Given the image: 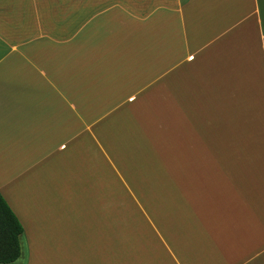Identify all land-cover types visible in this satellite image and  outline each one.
<instances>
[{"label":"crops","instance_id":"obj_1","mask_svg":"<svg viewBox=\"0 0 264 264\" xmlns=\"http://www.w3.org/2000/svg\"><path fill=\"white\" fill-rule=\"evenodd\" d=\"M12 264H264V0H0Z\"/></svg>","mask_w":264,"mask_h":264},{"label":"trees","instance_id":"obj_2","mask_svg":"<svg viewBox=\"0 0 264 264\" xmlns=\"http://www.w3.org/2000/svg\"><path fill=\"white\" fill-rule=\"evenodd\" d=\"M23 228L0 196V264H12L20 256L19 238Z\"/></svg>","mask_w":264,"mask_h":264}]
</instances>
